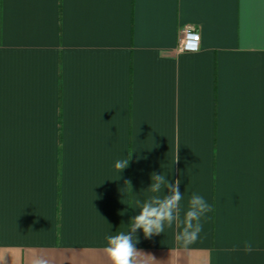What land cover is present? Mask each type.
<instances>
[{
    "label": "crops",
    "instance_id": "obj_1",
    "mask_svg": "<svg viewBox=\"0 0 264 264\" xmlns=\"http://www.w3.org/2000/svg\"><path fill=\"white\" fill-rule=\"evenodd\" d=\"M153 172L213 210L137 264H264V0H0V264H110Z\"/></svg>",
    "mask_w": 264,
    "mask_h": 264
},
{
    "label": "clouds",
    "instance_id": "obj_2",
    "mask_svg": "<svg viewBox=\"0 0 264 264\" xmlns=\"http://www.w3.org/2000/svg\"><path fill=\"white\" fill-rule=\"evenodd\" d=\"M179 150V149H178ZM133 152L126 158L117 160L114 164L116 170L122 173L129 167ZM179 156L175 162H178ZM180 179L171 182L162 173L151 174V183L147 190L153 195L146 200L137 199L135 204L139 210L127 224V231H121L105 237L104 252L110 264H137L141 253L136 245L139 243L137 230H142L145 239L164 233L165 228L177 229L175 240L183 247L195 243L202 231L201 219L211 212L212 206L199 194L193 193L188 201L187 210L181 216V201L183 193L180 192ZM125 184L132 189L130 180ZM244 250L251 253L254 248L251 243H245Z\"/></svg>",
    "mask_w": 264,
    "mask_h": 264
},
{
    "label": "built area",
    "instance_id": "obj_3",
    "mask_svg": "<svg viewBox=\"0 0 264 264\" xmlns=\"http://www.w3.org/2000/svg\"><path fill=\"white\" fill-rule=\"evenodd\" d=\"M201 37L198 27L187 25L180 30L178 51L180 53H197L200 51Z\"/></svg>",
    "mask_w": 264,
    "mask_h": 264
}]
</instances>
